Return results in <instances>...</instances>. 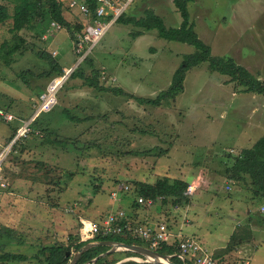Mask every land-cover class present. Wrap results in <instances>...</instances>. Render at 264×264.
<instances>
[{
  "label": "rangeland",
  "instance_id": "obj_1",
  "mask_svg": "<svg viewBox=\"0 0 264 264\" xmlns=\"http://www.w3.org/2000/svg\"><path fill=\"white\" fill-rule=\"evenodd\" d=\"M60 1L69 23L85 22L78 11L83 0ZM172 1L134 0L124 15L140 18L150 9L166 28H178L181 17ZM187 9L198 38L212 56L229 57L264 80V0H189ZM109 18L102 17L100 22L107 23ZM44 25L40 37L21 31L26 49L17 52L9 66L0 62V109L14 117L11 122L0 118V151L33 115L38 95L58 76L49 75L50 67L36 57V49L50 54L63 73L66 69L73 72L83 61L76 65L79 34L73 41L53 22ZM10 27V21L0 25V44L11 38ZM137 31L133 25L113 22L86 56L80 74L90 77L96 71L101 86L118 87L141 99L154 100L168 90L184 56L195 48L165 40L156 30L134 37ZM69 76L56 94L53 109L38 116L24 138L28 140L14 147L2 164L6 189L0 191V254L31 257L41 247L70 242L69 237L81 242V220L96 223L98 235L103 236L106 227L114 229L106 225L107 216L122 211L123 231L164 227L169 236L165 244L173 247L178 241L193 239L213 255L215 264H261L264 203L261 214L255 215L252 211L260 202L251 198L246 183L229 181L227 170L241 150L264 135V97L241 92L228 77L211 72L208 62L187 71L183 92L158 107L97 92L84 79ZM65 113L81 122L68 121ZM54 139L70 142L62 146L51 142ZM162 177L186 181L193 193L185 194L179 205L172 199L139 204L135 184H153ZM147 209L152 213L141 220L142 225H132L128 217L136 220V210ZM254 226L260 229L257 237ZM111 233L106 235L121 234ZM246 233L251 234L249 241L242 240L231 252L221 253L233 234L242 237ZM131 236L150 249L142 239ZM119 251L111 253L113 259H121L115 264L151 263Z\"/></svg>",
  "mask_w": 264,
  "mask_h": 264
},
{
  "label": "trees",
  "instance_id": "obj_2",
  "mask_svg": "<svg viewBox=\"0 0 264 264\" xmlns=\"http://www.w3.org/2000/svg\"><path fill=\"white\" fill-rule=\"evenodd\" d=\"M83 2L89 7L91 16L95 17L96 1L83 0ZM172 2L181 17V24L178 28H166L162 19L155 15L150 9L145 10L143 17L140 18L125 17L124 13H122L115 21L116 23L119 22L125 25H133L140 29V31L133 33L134 37H138L146 31L156 30L158 36L165 40L186 43L195 48L194 53L184 56L181 65L173 75L170 88L165 92L160 93L156 99L149 100L136 98L132 95H128L118 87H103L97 80L98 73L96 71L92 72L90 77L81 75L80 66L82 63L87 62V57L84 58L77 68L70 74L69 79H84L86 86L97 92L125 96L153 107H158L161 105L162 101L174 100L177 95L183 92V84L187 71L191 68L197 67L203 62H208L211 72H216L222 76L228 77L230 82L235 83L236 86L241 88V92L264 97V80H259L247 69L237 65L229 57H214L211 55L210 48L198 38L194 30V25L190 22L187 9V3L189 0H173ZM8 21L11 22L9 32L12 36L9 40L0 44V62L7 66H9L13 56L17 52H22L26 49L27 43L25 38L20 36L21 31H29L35 36L38 35V37H40L44 35L46 30L44 24L47 22H54L58 24L61 29L66 30L73 41H76L77 34L82 35L84 32L83 24L80 22L72 24L64 18L63 5L60 0H0V25ZM38 29L39 31H37ZM31 48H33V45L30 46V49ZM35 55L38 59L40 58V60L45 61L50 67L49 75L55 74L60 76L63 74V67L55 62L50 54L36 49ZM65 115L67 120L72 123L81 122L69 115V113H65ZM37 118L32 124H36L35 122ZM32 135H34V133H32ZM27 140L28 139L21 140L15 145V149L20 147ZM51 142L65 146L70 140L64 139L57 141L54 139ZM227 172L229 181L246 183L251 192V198L254 201L264 203V135L255 141L251 147L241 150L239 155L234 159L232 166L228 168ZM135 186L137 187L135 191L139 198L150 201H155L157 199H162L164 201L172 199L175 204L179 205L185 200V192L189 185L183 180H170L168 177H162L153 184L137 182ZM252 216L253 215H251V218L253 220L254 217ZM250 237L251 234L249 233H246V235L242 237L233 234L230 237L227 246L222 249L221 253L226 254L231 252L237 247V245L243 242L242 240L249 241ZM69 240L70 242H67L66 244L55 242L51 246L41 247L37 251V254L31 257L21 253L3 252L0 254V263H28L31 260H34L38 262V264H68L72 256H66L67 252L71 251L74 253L87 243L91 242L116 241L127 245L148 247L143 244L141 240L133 238L131 233L127 230H124L120 235H97L92 241L87 242H79L72 237H69ZM108 249L109 248L105 246L92 247L84 252L75 264H86L100 254L106 252ZM123 252L126 256H139L128 251ZM157 252L162 255L171 256L170 260L175 264L182 263L174 256L177 253L176 248L165 243L161 244V247L157 249ZM119 260L121 259H113L112 254H109L97 259L96 264H115ZM122 264L138 263L128 261Z\"/></svg>",
  "mask_w": 264,
  "mask_h": 264
},
{
  "label": "built area",
  "instance_id": "obj_3",
  "mask_svg": "<svg viewBox=\"0 0 264 264\" xmlns=\"http://www.w3.org/2000/svg\"><path fill=\"white\" fill-rule=\"evenodd\" d=\"M96 9L95 17L90 14L89 7L82 1L79 4L78 11L84 17L85 22L83 23L84 32L82 35L77 37V52L79 53V60L77 63L81 62L88 53L91 52L93 47L102 39V37L107 33L111 24L116 21V19L125 12V10L132 4L134 0H95ZM70 6V5H69ZM72 6V4H71ZM107 9L110 13L107 12ZM111 14V15H110ZM107 23L102 24L100 19L102 17H109ZM56 28H60L58 24L54 23ZM72 69L64 70V73L57 76L52 81L49 82L45 91L41 93L38 97V105L35 108L33 115L25 122H23L17 129L16 133L9 140L8 144L0 151V191L6 189V183L1 175V167L6 159V157L11 153L12 149L17 143H19L24 138H27L31 133V125L33 121L42 113H49L53 107L56 105V94L59 89L63 86L67 77L71 74ZM0 118L5 122H11L14 117L0 109ZM125 190L128 188L125 187ZM193 189L188 186L185 194L191 195ZM115 197V194H112ZM138 203L141 204L144 201L150 204L152 201L144 200L143 198L137 199ZM125 214L119 211L114 214H110L106 218V225L114 227L113 230H109L106 227L105 231H102L103 236L106 234H119L123 231L126 226H121L120 222L124 219ZM100 227L96 223L89 220L80 221V229L78 230L79 240L81 242H87L93 240L98 235V230ZM131 233L137 238L142 239L146 242L151 250H156L161 247V244L167 243L169 241V236L165 233L164 227L162 229H150L137 227L130 230ZM174 248L177 250V256L180 260L185 262L186 260L192 261L194 264H215L213 262V255L209 254L201 245L193 239H186L182 242L174 243ZM187 262V261H186Z\"/></svg>",
  "mask_w": 264,
  "mask_h": 264
},
{
  "label": "water",
  "instance_id": "obj_4",
  "mask_svg": "<svg viewBox=\"0 0 264 264\" xmlns=\"http://www.w3.org/2000/svg\"><path fill=\"white\" fill-rule=\"evenodd\" d=\"M79 63H76V65H78ZM76 65H75V67H76ZM75 67L73 68V70L75 69ZM95 246H105V247H109V249L105 253L99 255L98 257H96L95 259H93L92 261H90L89 263H86V264H95L97 259H99L100 257L109 255L112 252H116L117 250H120V249L136 253V254L146 258L145 261H148V262H151L154 264H173L170 262L169 256L159 254L156 251H152V250L147 249V248L142 247V246L127 245V244L116 242V241H102V242L87 243L86 245H84L83 247L78 249L72 255V258L68 264H75L84 252H86L87 250H89L90 248L95 247ZM70 255H71L70 252L66 253V256H70ZM125 261H126V259H125ZM121 262H123V261H121ZM121 262H119L117 264H120Z\"/></svg>",
  "mask_w": 264,
  "mask_h": 264
},
{
  "label": "crops",
  "instance_id": "obj_5",
  "mask_svg": "<svg viewBox=\"0 0 264 264\" xmlns=\"http://www.w3.org/2000/svg\"><path fill=\"white\" fill-rule=\"evenodd\" d=\"M260 204V205H259ZM258 204V206L257 207H255L254 208V210L252 211V212H254L255 213V215H260L261 213L259 212V209L260 208H262V205H261V203H259ZM263 204V203H262ZM238 208L240 209L241 207L240 206H238ZM237 208V209H238ZM245 212L247 211V207H245ZM155 211V210H154ZM150 213H152L149 209H147V210H136V212H135V214H136V220H132L130 217H128V219L130 220V222H132L131 224L132 225H135V226H138V225H142V221L141 220H143L145 217H147L148 216V214H150ZM254 213H253V216H254ZM126 216H128V215H126ZM243 220H245V219H243ZM258 230H260V229H258ZM256 228H255V226H254V228H253V231H255V236L257 237L258 235H257V231H258ZM261 232H264V230H261ZM223 247V245L222 246H220V247H214L213 248V252L214 251H217L218 249H220V248H222ZM260 246H257L256 248H255V251H254V253L252 254V261L253 260H256V254H257V251H258V248H259ZM248 259V258H247ZM260 261H261V264H264V253L262 254V255H260Z\"/></svg>",
  "mask_w": 264,
  "mask_h": 264
},
{
  "label": "bare ground",
  "instance_id": "obj_6",
  "mask_svg": "<svg viewBox=\"0 0 264 264\" xmlns=\"http://www.w3.org/2000/svg\"><path fill=\"white\" fill-rule=\"evenodd\" d=\"M118 251V250H117ZM120 251H121V249H120Z\"/></svg>",
  "mask_w": 264,
  "mask_h": 264
}]
</instances>
